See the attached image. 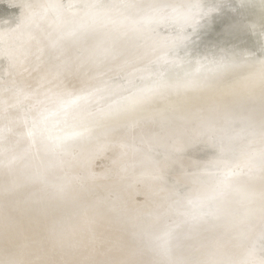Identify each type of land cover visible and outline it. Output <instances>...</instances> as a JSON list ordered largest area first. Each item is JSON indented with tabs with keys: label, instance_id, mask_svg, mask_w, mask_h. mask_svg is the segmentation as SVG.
<instances>
[{
	"label": "bare ground",
	"instance_id": "obj_1",
	"mask_svg": "<svg viewBox=\"0 0 264 264\" xmlns=\"http://www.w3.org/2000/svg\"><path fill=\"white\" fill-rule=\"evenodd\" d=\"M20 9L30 10L32 13L26 14L28 11L21 10L25 15L22 13L23 15L18 16ZM13 14L18 16L17 20ZM187 14L190 18L188 22L181 21L180 18ZM9 17L15 19L11 26L9 20L12 19ZM244 18L249 21L251 28L242 27ZM46 24L48 25L45 26ZM160 24L169 26L173 40L183 33L185 38L182 41H187L179 48L158 53V65H154L143 75L139 67L149 53L147 43L154 46L161 43L160 37L155 35ZM6 29L15 30L18 36H25L29 42H39L46 46V51H41L38 57L35 55V58L29 60L27 68L37 71L47 66L50 78L54 75V79L51 78L54 82L64 83H57L59 86H69L75 80L63 73L58 81L57 75L62 74L57 70L59 65L68 64L73 68L74 74L84 75L77 71L78 68L81 69L77 65L94 66L93 63H98L97 71L101 72L100 76L85 82L62 100L57 105L56 117L29 119L25 123L30 126L37 122L38 125L34 129L33 140L28 138L26 130L20 131L15 139L16 142L23 138L22 142L25 143L16 154L20 165L23 161L20 170L23 175L20 180L22 184L29 183L30 173H33L30 161L31 152L35 150L40 149L49 158L58 159L61 154L68 155L77 149L76 153L70 155V158H74L80 155L89 156L96 149L102 151L101 147L105 148V144H108L109 149L113 146L115 148L112 158H119L124 163L123 172L128 176L120 188L124 191L128 187H132V190L134 187L139 188L137 179L141 181L142 187L146 185L150 168L161 166L168 168L167 174L163 179H156V182L158 185L165 184L168 190L177 187L181 195L177 207L187 201L201 205L204 199L212 200L217 206L225 200L230 205L228 207H233L264 197V168L249 183H238L218 202L219 197L214 195L212 188H203L200 179L195 175H180L183 164L175 165L180 157L187 156L186 162L194 158L199 147L209 141L210 149L218 146L217 152H226L231 147L254 158H257L254 152L264 148V101L257 96L255 90H234L218 101L211 102L212 104L201 96L202 99L195 100L192 91L205 80L217 88L221 86L218 74L208 75V70L197 72L200 68L214 69L211 60L219 61L228 54L226 51L219 55L216 50L233 46L234 40L241 36L246 35L253 40L259 38L261 31L264 32V0H22L21 4L12 0H0V31ZM12 41L6 34L0 44L4 47L8 43L10 48L5 46L4 51L7 53L9 48L17 55L19 49L14 44L11 46ZM19 43L21 45L23 42ZM230 58L238 59L234 56ZM215 65L219 70L227 67L218 62ZM180 69L185 72L182 76L184 81L176 89L183 99L190 101L183 108L162 113H154V110L148 112L154 113L150 115L136 114L130 121L112 127L106 134L87 138L85 127L110 119L115 115L113 108L118 105H131L144 99L166 96L174 88V82L180 75L175 72ZM154 72L156 76L148 78ZM67 73L69 74L68 71ZM120 77L126 82H120ZM143 77L144 80L141 79ZM36 92L48 93V90L37 89ZM53 126L60 127V138L45 139V132ZM113 140L118 142L109 146ZM119 148L127 152L121 159L117 157L121 152ZM101 154L104 155L105 151ZM48 172L52 173L53 167L48 168ZM45 178L43 183L52 188L45 191L46 202L39 203L41 192L31 196V200L38 203L39 212L42 208L50 210L66 189V185L61 182L63 178ZM199 190L204 194H200ZM148 202L155 207L158 200L152 196ZM262 213V207H256L251 215L240 213L235 225L225 221L224 213L219 211L217 220L214 221L210 214H204L195 215L194 225L173 223L161 228L160 224H149L147 228L151 227L149 231L152 232L151 238L155 242L154 248L161 252L163 264H188L195 258L201 240H210L219 229L240 231ZM150 215L151 211L147 217ZM73 219L69 222H72L70 225L76 224L77 218ZM69 224L63 221L59 227L65 229ZM198 232L203 238L196 235ZM258 233L264 236V220L256 227L251 238ZM258 240L254 241L259 242ZM255 247L259 249L260 246ZM263 248L256 256L257 264H264ZM250 252L251 250L249 254ZM251 261L250 259L247 264H251Z\"/></svg>",
	"mask_w": 264,
	"mask_h": 264
},
{
	"label": "rangeland",
	"instance_id": "obj_2",
	"mask_svg": "<svg viewBox=\"0 0 264 264\" xmlns=\"http://www.w3.org/2000/svg\"><path fill=\"white\" fill-rule=\"evenodd\" d=\"M21 1L12 0L20 4ZM21 10L25 9H20L19 14L16 13L18 16L25 15V12ZM30 10H25L28 11L26 14L32 13ZM15 16L17 20L18 16ZM45 16L48 15L45 13ZM10 18L12 20H9V26L12 25L13 20L15 21L13 17ZM180 19L188 22L190 18L187 14ZM242 21L244 24L242 27L251 28L247 19L244 18ZM168 27L164 24L158 26L155 35L160 37L159 45L154 46L146 42L149 53L139 67L141 74L144 75L151 67L158 65V53H164L175 47L179 48L184 45L183 42L187 41L186 39L182 41L185 38L183 33L173 40ZM26 31L27 29L24 33ZM260 33L262 35L260 34L259 38L252 40L246 35L241 36L234 40L233 46H224L223 50L215 51L219 55L227 51L229 55L227 54L228 56L226 55L224 59L219 61L214 59L227 67L219 70L215 65L217 62L211 60L214 69L200 68L197 72L208 70V75L218 74L221 86L217 88L207 80L203 81L200 86L192 89L195 100L206 98L211 103L234 90L252 89L264 101V66L261 64L264 61V32ZM6 34L10 40H13L11 46L14 44L16 49L18 47L19 54L14 55L8 43L4 45L9 47L6 53L3 45L0 44V49L2 48L0 50V264H163L161 252L154 248L155 242L151 238L152 232L149 231L151 227L147 228L149 224H160L161 228L173 223L194 225L195 215L210 214L211 220L214 221L217 220V213L221 211L226 217L225 221L235 225L237 223L235 220L240 213L251 215L256 207L264 209V197L233 207H228L229 203L222 200L225 194L238 183H249L251 178L264 168V148L257 149L254 152L257 158H254L249 157V154L243 155L238 149H231V147L226 152H217L218 146L210 149V141L199 147L197 156L195 155L187 162V156L180 157L175 165L183 164L179 171L180 175H195L200 179L203 188L206 190L212 188L214 195L219 197L218 202L222 200L218 206L214 205L212 200L204 199L201 205L187 201L184 205L177 207L181 196L177 187L168 190L165 184L158 185L156 182V179H163L167 174L168 168H161V166L150 168L146 185L143 187L141 181L137 179L139 188L134 187L132 190V187H128L125 191L120 189L128 176L123 172V161L112 158V151L115 148L113 146L109 149L108 144H105V148L101 147L102 151L96 149L89 156L80 155L81 157L74 158H70V155L76 153L77 149L71 150L72 153L69 152L68 155L61 154L58 159L49 158V155H44L40 149L35 150L31 152L30 161L33 173H30L29 183L22 184L20 180L23 175L20 174V170L23 161L20 160L22 162L20 165L16 154L25 143L22 142L23 138L16 142L15 139L20 131L26 130L28 138L33 140L34 129L38 125L37 122L30 126L25 123L29 119L56 117L57 105L82 84L100 76L101 72L97 71L98 63H93L94 66L77 65L81 67L77 71L83 72L84 75L74 74L73 68L68 64L67 66L59 65L57 70H60L62 74L57 75L58 81L63 77V73L71 76L72 80L75 79L69 86H59L57 85L59 82L53 80L54 75L51 77L53 79L50 78L47 66L37 71L27 68L29 60L35 58V55L38 57L41 51H46L47 48L43 43L29 42L25 36H18L15 30L7 29L0 31V43H2L3 35ZM149 41L151 43L150 39ZM19 42L24 44L20 45ZM113 52L115 51H111ZM232 56L238 59H229ZM183 71L180 69L175 72L180 75L174 82V88L166 96L144 99L131 105H118L113 108L115 115L110 119L85 127L87 138H92V135L106 134L112 130V127L130 121L136 114L150 115L183 108L190 102L183 99L176 89V86L184 81L182 76L185 72ZM71 72L73 75L70 74ZM154 76L156 72L148 78ZM119 81L126 82L122 77ZM152 85L155 86V84ZM37 89H46L48 93L36 92ZM151 111L154 113H148ZM60 136L58 126L51 127L44 134L47 140L50 137L60 138ZM117 142L113 140L109 146ZM119 149L121 152L117 154V157L121 159L127 155V152L122 148ZM103 151L106 155L101 154ZM50 167H53V172L49 174ZM48 177L63 178L61 182L66 185V189L50 210L42 208L39 212L38 203L33 202L31 196L41 192L39 203L46 202L45 191L52 190L50 185L43 183V178L47 180ZM56 190L57 188L54 189ZM198 192L204 194L202 190ZM152 196L158 200L155 207L150 206L148 202ZM204 197L205 195L202 198ZM149 211L151 215L147 217ZM74 217L77 218L76 224L70 225L72 222L70 224L69 222L74 220ZM263 218L264 213L240 231L219 229L210 237V240L205 242L201 240L195 258L188 264H242L243 262L247 264V262L250 263V259L251 264L252 262L257 264L256 256L264 247L262 244L264 236L261 233L255 234L252 238L251 236L264 220ZM163 219L164 222H162ZM63 221L69 225L65 229H60V222ZM199 233L196 235L203 238ZM261 236L262 240L259 239ZM256 239L262 243L255 242ZM256 244L260 246L259 249L255 247ZM246 246L248 250L250 248L251 254ZM246 260L249 261L246 262Z\"/></svg>",
	"mask_w": 264,
	"mask_h": 264
},
{
	"label": "snow or ice",
	"instance_id": "obj_3",
	"mask_svg": "<svg viewBox=\"0 0 264 264\" xmlns=\"http://www.w3.org/2000/svg\"><path fill=\"white\" fill-rule=\"evenodd\" d=\"M261 64L264 66V61H262ZM262 131H264V127H262Z\"/></svg>",
	"mask_w": 264,
	"mask_h": 264
}]
</instances>
